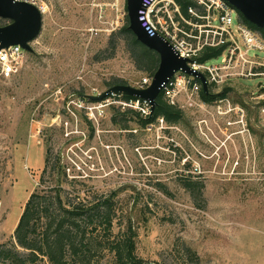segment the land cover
I'll use <instances>...</instances> for the list:
<instances>
[{
    "label": "rangeland",
    "instance_id": "obj_1",
    "mask_svg": "<svg viewBox=\"0 0 264 264\" xmlns=\"http://www.w3.org/2000/svg\"><path fill=\"white\" fill-rule=\"evenodd\" d=\"M126 3L45 0L34 52H26L19 75L0 82V251L14 252L0 264H50L28 259L15 231L31 195L55 202L56 189L74 203H114L110 230L81 223L74 244L91 253L74 259L67 252L68 264H116L113 250L131 236L144 264H264V107L248 103L258 79L241 80L232 96L244 124L228 127L238 112L225 120L209 108L228 128L224 134L211 115L184 110L178 130L166 133L174 144L134 122L128 130L115 126L117 104L93 122L74 103L117 80L137 88L149 76L136 69L124 42L115 54L110 48L126 23ZM84 105L99 104L86 98ZM202 119L213 134L200 132ZM186 182L197 184L193 195ZM45 230L38 220L39 240Z\"/></svg>",
    "mask_w": 264,
    "mask_h": 264
},
{
    "label": "built area",
    "instance_id": "obj_2",
    "mask_svg": "<svg viewBox=\"0 0 264 264\" xmlns=\"http://www.w3.org/2000/svg\"><path fill=\"white\" fill-rule=\"evenodd\" d=\"M15 2L34 5L43 14L45 0ZM139 16L142 27L150 35L162 38L180 58L189 61L188 65L193 72L203 75L206 80L207 94L204 92L200 76L188 74L183 70L177 71L161 89V94L170 105L182 111L198 109L211 115L212 123L226 134L228 128L221 129L219 118L227 120L237 111L239 120L226 121V125L230 127L234 124H244L245 112L232 97L234 91L239 90L238 83L241 80L258 79L256 89L248 91V103L264 107V58L256 54L264 52V35L251 29L228 1L144 0ZM99 19H104L103 10ZM119 22L111 24L113 30L118 27ZM5 25L7 24L1 22L0 18V26ZM215 52L217 53L214 55ZM214 59L221 60L213 64ZM25 60L26 51L21 46L1 49L0 82L19 75ZM152 78L146 77L137 88H147ZM205 95L208 100L204 98ZM125 97L111 94L101 102L93 101L98 103V106H85L86 98L74 103L79 109H83L87 118L93 122H97L102 116L101 110L115 104L119 105L122 111L133 109L144 119L152 116V105L149 101L138 98L126 100ZM209 108L215 110L218 119ZM203 127L214 133L206 119L199 121L200 132L206 134ZM143 130L154 134L158 141L167 140L174 144L175 141L166 133L178 129L175 125H169L164 118H159Z\"/></svg>",
    "mask_w": 264,
    "mask_h": 264
},
{
    "label": "trees",
    "instance_id": "obj_3",
    "mask_svg": "<svg viewBox=\"0 0 264 264\" xmlns=\"http://www.w3.org/2000/svg\"><path fill=\"white\" fill-rule=\"evenodd\" d=\"M242 18L251 29L264 35V28H257L243 16ZM1 22L4 23L5 21L1 19ZM121 41L125 43L136 69L149 75V77H153L159 68V56L137 40L136 36L129 29L128 17H126L124 26L112 35L110 48L113 54H115L117 46ZM122 84H125V82L117 80L110 86ZM204 98L208 100L206 95ZM124 99L136 98L125 97ZM159 118H164L169 125H177L184 120V113L182 110L166 102L163 95L160 94L152 116L144 119L134 110L121 111L115 109L112 123L122 130H128L129 123L131 122L137 123L141 128H145L155 123ZM194 185L197 184L186 182L184 187L193 195ZM113 210L114 203L112 197H108L104 201L85 205L83 203H74L67 197H64V191L61 189H56L55 202L53 198L47 195L41 196L34 193L28 200L21 215L15 231V238L19 247L28 251L27 258L31 259V261H36L41 257L43 259L47 258L50 264H68L67 252L74 259L86 257V255L91 253V248L85 244H74L75 240L78 242L81 223L86 224V221H88L92 232L98 231L104 225H106L107 230H110ZM38 220H45L46 224V230L40 240L37 234ZM84 234L86 235V233ZM68 245L70 247L69 250H67ZM13 253L11 250H1L0 258L10 259ZM113 253L116 264H144V261L136 256L133 236L127 237L123 242H120L113 250Z\"/></svg>",
    "mask_w": 264,
    "mask_h": 264
},
{
    "label": "water",
    "instance_id": "obj_4",
    "mask_svg": "<svg viewBox=\"0 0 264 264\" xmlns=\"http://www.w3.org/2000/svg\"><path fill=\"white\" fill-rule=\"evenodd\" d=\"M144 0H127L129 29L137 40L149 50L158 54L160 63L151 84L145 89L134 88L130 85H117L109 88L98 96H86L91 101L101 102L111 94H120L126 97H135L149 101L152 111L161 94L162 86L179 70L188 74L200 76L204 92L208 93V86L203 75L195 73L188 65V60L180 58L171 46L158 35H150L142 27L139 12L143 8ZM248 22L257 28H264V0H226ZM0 18L9 21L5 26H0V50L11 46H21L26 52L33 53L31 43L41 34L44 17L40 10L28 3H18L15 0H0Z\"/></svg>",
    "mask_w": 264,
    "mask_h": 264
}]
</instances>
